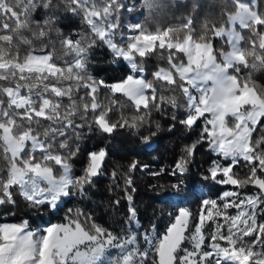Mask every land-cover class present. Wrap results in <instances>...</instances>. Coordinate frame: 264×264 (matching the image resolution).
I'll return each instance as SVG.
<instances>
[{
    "label": "snow or ice",
    "instance_id": "6c2138e0",
    "mask_svg": "<svg viewBox=\"0 0 264 264\" xmlns=\"http://www.w3.org/2000/svg\"><path fill=\"white\" fill-rule=\"evenodd\" d=\"M231 6L219 26L205 22L197 33L194 20L214 7L210 0H0V209L15 219L22 201L30 212L58 213L72 198L86 197L104 174L108 144L85 148L83 167L74 174L70 161L81 152L82 136L115 139L125 131L147 149L161 128L153 112L164 117L181 109L183 119L166 117L168 131L176 124L200 131L170 166L150 174L173 177L170 188L179 195L207 144L216 158L200 169L201 180L236 188L205 195L195 212L179 207L163 231L155 224L140 231L132 227L139 217L133 180L125 176L127 227L114 232L82 212L73 219L72 209L65 222L47 227L33 229L24 218L2 222L0 264H264V88L241 74V68L264 70V0H231ZM167 10L182 13L174 17L177 26L121 22L122 13L137 20ZM73 17L90 35L61 31L58 25ZM237 26L250 33L247 39ZM216 38H226L227 51L214 46ZM57 41L63 56L56 54ZM101 46L113 65L126 62L129 71L107 80L94 75L93 52ZM158 53L166 66L146 73L140 61ZM119 97L135 115H124ZM143 129L149 134L138 135ZM128 167L149 169L137 160ZM250 186L256 191H242Z\"/></svg>",
    "mask_w": 264,
    "mask_h": 264
},
{
    "label": "trees",
    "instance_id": "16d2710c",
    "mask_svg": "<svg viewBox=\"0 0 264 264\" xmlns=\"http://www.w3.org/2000/svg\"><path fill=\"white\" fill-rule=\"evenodd\" d=\"M214 7L211 10L206 9L203 14L194 20L195 28L197 33H200L205 22L216 24L224 22L221 17V12L232 11L231 0H210ZM227 4V7H225ZM182 13L173 12L167 10L160 12L159 14L148 17L137 16V20L132 19L131 14L121 15L122 25L125 27L128 24L142 21L147 24L150 28L156 25L161 27L165 26H177L179 24L178 19ZM61 31L65 34L76 32H83L86 35H90L87 26L82 24L79 17L69 18L64 23L59 24ZM238 31L247 39L250 33L247 30H242L237 26ZM55 39V37H54ZM214 46L219 49L223 47L221 38H216ZM56 54L63 56L64 51L61 49L58 41L56 42ZM166 56L167 53H164ZM160 54L153 55L149 58L143 59L142 62L147 72L155 70V66H166V64L160 60ZM67 58V57H65ZM184 59L183 56L179 57ZM112 56L107 48L103 46L97 48L93 52V74L98 78L109 79L110 77L119 78L129 70L126 62L118 61L116 65L111 63ZM242 76L251 75L252 80L261 88H264V70L260 71H249L241 68ZM151 78V77H149ZM174 95L177 98V102L184 103V97L176 90ZM108 93L106 90H102L100 99L106 100ZM122 111L125 116L135 115V111L132 105L126 100V98L119 97ZM67 103V101H65ZM170 114H175L177 119H183V109L178 113H171L170 111L165 113L164 117L153 112V120L161 125L160 131L153 138L154 142L152 147L145 149V147L139 142L138 137L130 135L128 132L121 131L115 134V139L112 137L105 136L99 132H93L82 136L83 144L81 147L80 154L72 161L73 170L75 175H79L83 167L85 160L84 149L93 150L94 148L103 147L105 144L110 145L109 156L106 159L104 174L94 181V186L87 189V196L80 197L76 196L71 200L67 201L64 207L58 213H50L48 216L49 221L62 220L65 217V211L67 210L68 204H76L80 207V212L86 216L91 214L93 221L97 222L105 228H109L112 231H117L127 217V203L121 199L124 195V177L131 176L133 180V186L135 192L131 193L134 198V205L137 208L138 217L140 221V227L148 229L151 224H155L157 229L162 231L165 225V221L169 219V213H172L177 209L178 206L190 207L194 212L198 207L199 200L202 199L203 195L194 186L196 182H202L206 186L207 193L216 196L221 193L225 185H213L211 182L201 180V168H207L212 159L216 156L214 153L208 150V145L205 144L200 147L197 151L196 161L197 165L187 176L184 177V187L176 197L170 194L171 184H175L176 180L170 175H162L160 177L152 176L151 170H158L160 168H166L170 166L179 152V148L183 144L191 143L196 138V134L200 131L197 127L193 132H187L181 125L176 124L173 132L168 131L169 121L166 117ZM112 119H116L118 113L110 114ZM41 123H44L43 121ZM151 131H156L152 128ZM149 130L143 129L138 135H148ZM264 134V133H261ZM254 138L255 134H254ZM137 160L141 165H148L149 169L142 170L137 168L135 170H129V164ZM3 161H0V167H3ZM239 171L241 176L246 174V169H235ZM55 171V170H54ZM116 172V177L112 176L113 172ZM159 186V187H155ZM235 187V186H233ZM253 187H248L244 190H254ZM131 192V189H129ZM121 199V203L118 206H114L112 201ZM177 201V202H176ZM16 213L15 219L7 212L6 209H0V219L3 218L7 221L19 220L21 217L30 218L34 220L35 216H42L45 211L41 210L31 211L25 208L22 201L19 202V208L13 209ZM30 212V214H29ZM83 220V218L81 217ZM40 221V219L36 220ZM37 222L33 225L35 226Z\"/></svg>",
    "mask_w": 264,
    "mask_h": 264
},
{
    "label": "rangeland",
    "instance_id": "374dc122",
    "mask_svg": "<svg viewBox=\"0 0 264 264\" xmlns=\"http://www.w3.org/2000/svg\"><path fill=\"white\" fill-rule=\"evenodd\" d=\"M237 31H238V29H237ZM221 41L223 42V45H225V46H223V47H220V48H223L225 51H227L228 50V46H227V40H226V38H221ZM219 48V49H220ZM163 67V66H162ZM128 72V71H127ZM126 72V73H127ZM125 73V74H126ZM54 170H55V173L57 174V175H59V169L57 168V167H55L54 166ZM194 186L197 188V190L199 191V192H201V194L203 195V197L205 196V195H210V194H208L207 193V190H206V186H205V184L204 183H202V182H196L195 184H194ZM224 190H236V188L235 187H233V186H226L224 189H222V191H221V193L224 191ZM242 191H246V192H248V193H252V192H254V191H256V189H254V190H242ZM170 194H172L173 195V197H176L177 196V194H175V193H173V191H172V189H171V191H170ZM212 196V195H211ZM202 197V198H203ZM213 198H215L214 196H212ZM177 202V201H176ZM67 210L68 209H72V213H71V216H72V218L73 219H75L76 218V214H77V212H80V211H82V210H80V207H78V206H76V204H68L67 203ZM179 207H186V206H183V205H181V206H178L177 207V209L179 208ZM177 209H175V211L174 212H172L173 214H175V212H176V210ZM67 210L65 211V215L67 214ZM234 211V210H233ZM83 213V212H82ZM48 216H50V213L49 212H44L43 213V215L42 216H35V218H34V220L32 221V220H30V218H26V217H21V218H24V219H28L29 220V226L31 227V228H33V229H35V228H41V227H47L48 225H49V223H62V222H65V219H62V220H53V221H49L48 220ZM65 218V217H64ZM83 218V217H82ZM38 219H40V221H36V220H38ZM169 220V219H168ZM168 220L167 221H165V225H164V227L166 226V224H167V222H168ZM126 221V220H125ZM124 221V223H123V228H125V227H127L128 225H126V222ZM2 222H19V220H14V221H7V220H5V219H3V218H1L0 219V223H2ZM37 222V224L35 225V226H33L35 223ZM95 222V221H94ZM96 224H98L97 222H95ZM98 225H100V224H98ZM101 226V225H100ZM103 227V226H102ZM132 227L135 229V228H138L140 231H144L145 229L143 228V227H140V221H139V225H132ZM105 228V227H104ZM120 228H122L121 226L119 227V229ZM107 229H109V228H107ZM164 229V228H163ZM109 230H111V229H109ZM112 231V230H111ZM163 231V230H162ZM115 232V231H114Z\"/></svg>",
    "mask_w": 264,
    "mask_h": 264
}]
</instances>
